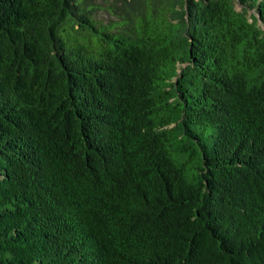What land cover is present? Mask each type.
Segmentation results:
<instances>
[{
	"label": "trees",
	"instance_id": "trees-1",
	"mask_svg": "<svg viewBox=\"0 0 264 264\" xmlns=\"http://www.w3.org/2000/svg\"><path fill=\"white\" fill-rule=\"evenodd\" d=\"M0 264H264V0H0Z\"/></svg>",
	"mask_w": 264,
	"mask_h": 264
},
{
	"label": "rangeland",
	"instance_id": "rangeland-1",
	"mask_svg": "<svg viewBox=\"0 0 264 264\" xmlns=\"http://www.w3.org/2000/svg\"><path fill=\"white\" fill-rule=\"evenodd\" d=\"M235 6H236V8L238 9V10H242V5L237 1V2H235ZM249 13H250V11H249ZM248 13V14H249Z\"/></svg>",
	"mask_w": 264,
	"mask_h": 264
},
{
	"label": "water",
	"instance_id": "water-1",
	"mask_svg": "<svg viewBox=\"0 0 264 264\" xmlns=\"http://www.w3.org/2000/svg\"><path fill=\"white\" fill-rule=\"evenodd\" d=\"M250 12H251V10H250Z\"/></svg>",
	"mask_w": 264,
	"mask_h": 264
}]
</instances>
